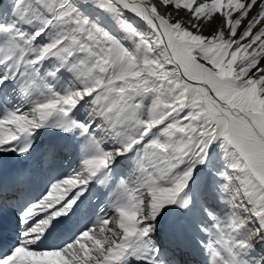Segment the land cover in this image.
Returning <instances> with one entry per match:
<instances>
[{
    "label": "snow or ice",
    "instance_id": "1",
    "mask_svg": "<svg viewBox=\"0 0 264 264\" xmlns=\"http://www.w3.org/2000/svg\"><path fill=\"white\" fill-rule=\"evenodd\" d=\"M0 264H264V0H0Z\"/></svg>",
    "mask_w": 264,
    "mask_h": 264
},
{
    "label": "rangeland",
    "instance_id": "2",
    "mask_svg": "<svg viewBox=\"0 0 264 264\" xmlns=\"http://www.w3.org/2000/svg\"><path fill=\"white\" fill-rule=\"evenodd\" d=\"M217 23H218V21L213 22L209 27H207L205 30V35L210 34L215 29Z\"/></svg>",
    "mask_w": 264,
    "mask_h": 264
},
{
    "label": "bare ground",
    "instance_id": "3",
    "mask_svg": "<svg viewBox=\"0 0 264 264\" xmlns=\"http://www.w3.org/2000/svg\"><path fill=\"white\" fill-rule=\"evenodd\" d=\"M161 11H165L164 9H161Z\"/></svg>",
    "mask_w": 264,
    "mask_h": 264
}]
</instances>
